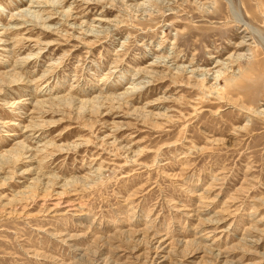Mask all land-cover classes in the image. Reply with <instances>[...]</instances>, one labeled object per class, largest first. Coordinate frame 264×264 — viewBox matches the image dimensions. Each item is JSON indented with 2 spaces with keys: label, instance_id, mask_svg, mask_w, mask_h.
Wrapping results in <instances>:
<instances>
[{
  "label": "rangeland",
  "instance_id": "obj_1",
  "mask_svg": "<svg viewBox=\"0 0 264 264\" xmlns=\"http://www.w3.org/2000/svg\"><path fill=\"white\" fill-rule=\"evenodd\" d=\"M162 1L0 0V264H264V68L198 13L264 21Z\"/></svg>",
  "mask_w": 264,
  "mask_h": 264
},
{
  "label": "bare ground",
  "instance_id": "obj_2",
  "mask_svg": "<svg viewBox=\"0 0 264 264\" xmlns=\"http://www.w3.org/2000/svg\"><path fill=\"white\" fill-rule=\"evenodd\" d=\"M166 0H163L162 2H165ZM230 1V0H229ZM251 1L252 0H243V2H245L246 4H245V7H246V13H249L248 11H249V8L247 7L248 5H247V3H251ZM255 1V6H256V8H255V10L254 9H252L251 8V10L252 11H254V12H256V18L254 19L256 22H257V24H263L262 22L264 21V0H254ZM34 2V1H33ZM35 3H37V2H35ZM233 3V2H232ZM232 3H222L221 1L217 4V2H216V7L211 11V13H205V12H199L198 13V15H199V17H207V18H210V19H214V20H223L224 21V23H220V24H222L223 26H227V25H230L231 23H234L233 25L235 26V27H241V26H244L245 28H243V31H244V33H247L248 35H249V37H250V39L251 40H253V42H254V44H256V49H255V51L253 52V57L247 62V66L249 67V70L251 71V72H255L256 70H259V69H261V68H264V44L262 45V43H263V41H264V35H263V33L261 32V31H259V30H255L254 28L252 29L251 28V25L250 24H248L243 18H242V16H244L242 13H240V10H239V7H238V5L236 4V5H234V4H232ZM54 4V3H53ZM62 4V3H61ZM61 4H57L58 5V7H61ZM60 5V6H59ZM247 5V6H246ZM252 5V4H251ZM30 6H33V5H30ZM48 6V5H47ZM54 7H55V5H54ZM231 9V10H230ZM261 12V13H260ZM32 14V15H31ZM30 15V16H29ZM21 17H25L26 19H27V21L24 23H22L23 25H25V26H35V28H39L38 27V21L37 20H40L41 22H43V20H42V18L41 17H39L38 15H37V17L36 18H32V16H33V13H31V11H25V13H22V15H20ZM247 16V15H246ZM30 17V18H29ZM29 18V19H28ZM38 18H40V19H38ZM248 18V17H247ZM30 19H32V20H30ZM16 20V19H15ZM29 20V21H28ZM46 21L48 20V21H52L53 20V18H47V19H45ZM44 20V21H45ZM18 21H20V20H18ZM208 21V20H207ZM216 21V22H217ZM20 22H22V21H20ZM32 23H34V25L32 24ZM212 23H213V21H212ZM243 24V25H240V24ZM177 24H181V23H177ZM213 24H216V23H213ZM45 26V25H44ZM46 28H51V27H48V26H46ZM197 28H201V27H197ZM89 32L92 34L91 36H93V33L94 32H96V31H93L92 29L91 30H89ZM90 36V35H89ZM1 44V43H0ZM3 44V43H2ZM263 46V47H262ZM176 56H174V57H171L172 59L173 58H175ZM239 60V59H238ZM240 60H242V59H240ZM171 61V60H170ZM233 61V60H232ZM235 62H237L236 63V65L237 64H243V63H238V61H235ZM233 63V62H232ZM153 66H155V65H153ZM159 66V65H158ZM159 67H161V65L159 66ZM229 67V66H228ZM144 71V70H143ZM142 71V72H143ZM145 72V71H144ZM143 72V73H144ZM142 73V74H143ZM140 74H141V72H140ZM218 75H220V73L218 74ZM243 76H248L245 72H241V75H240V77L242 78ZM219 77V76H218ZM200 83H202V82H200ZM202 88H206V86H205V84L203 83V84H201L200 85ZM139 88H141V87H139L138 85H135V86H133V88H131V92L132 91H134V93L135 92H137L138 91V89ZM128 89H130V88H127L126 90H125V92L123 93V94H120L121 96H123V95H125V94H127L128 95V93H131ZM212 92L211 93H214L215 94V92H216V94H217V96H220L219 97V103H220V100H222L223 98H222V94H220V92H218V91H216V89L215 88H213L212 87ZM215 90V91H214ZM211 91V90H210ZM260 91V90H259ZM261 92H262V90H261ZM133 93V94H134ZM133 94H131V95H133ZM259 94H261V93H259ZM126 97V96H125ZM100 98V97H99ZM122 98H124V96L122 97ZM121 98V99H122ZM127 98V97H126ZM116 99H118V98H116ZM54 100V99H53ZM52 100V102H54ZM99 100L98 99H95V103L96 102H98ZM45 103L43 102V101H40V102H36V105L38 106V107H40V105L41 106H43ZM98 108V107H97ZM264 112V111H263Z\"/></svg>",
  "mask_w": 264,
  "mask_h": 264
}]
</instances>
